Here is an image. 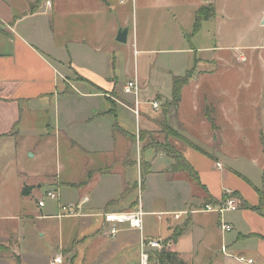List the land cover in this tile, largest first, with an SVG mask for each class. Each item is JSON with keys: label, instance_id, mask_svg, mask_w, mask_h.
<instances>
[{"label": "rangeland", "instance_id": "obj_1", "mask_svg": "<svg viewBox=\"0 0 264 264\" xmlns=\"http://www.w3.org/2000/svg\"><path fill=\"white\" fill-rule=\"evenodd\" d=\"M36 1L40 2L37 12L45 8L50 0H0V19L4 28L11 16L15 19L24 17ZM107 1L112 13L107 15L108 31L103 41L106 45L103 52H107L105 56L109 58V74L117 78L119 85L132 80L137 74L144 92L142 80L153 72L162 88L151 99L160 101L162 109L159 112L150 111L145 123L142 122L144 130H136L134 137L128 136L134 149V161L129 156L124 162L130 165L136 163L141 168V176L132 186L135 192L133 209L142 201L146 211L145 203L149 198L147 190L144 192V174L149 173L150 165L142 159V152L151 149L152 154L169 158L178 152L184 157L168 141H162L160 135L174 138L175 133L184 134L202 154L212 156V153L214 165L208 162L211 160L200 157L195 160L198 164L195 170L209 175L213 186L216 183L211 171L217 169L215 164L219 161L220 168L225 171L242 174L241 177L231 176L228 186L234 187L241 180L248 188L251 187L245 177L260 189L264 174V0ZM45 12L29 19L24 25L34 28L40 41L50 40L47 28L49 12ZM197 13L209 19L201 23L198 32H194ZM120 30H128L126 43L116 41ZM187 74L192 78L183 88L179 114L184 126L170 107L172 100L168 93L172 90V78H182ZM65 76L71 85L78 82L73 72L66 71ZM121 86H118L117 92L123 89ZM111 97L107 96V99L112 101ZM196 106L199 107L200 117ZM31 119V128L27 131L21 129L19 135L10 133L0 140V264H52L56 257H62L63 264H139V257L133 253V248L125 253L129 260L125 263L120 256H116L114 245L105 251L112 244V239L101 234L93 240L84 239L97 226L99 218L91 219L93 223L89 231L84 229V219L42 221L37 218L40 215L37 208L39 199L46 203L47 212L50 210L57 215L54 200L46 194L59 191L60 180L64 182L77 178L75 181H78L81 178L83 181V172L88 169L85 165L82 169L80 156L75 153L81 152L74 148L81 144L79 137L67 132L62 136H49L46 130L48 123L40 118ZM124 123L126 129L134 131L133 121ZM115 168H122L121 162ZM128 175L137 179L136 169L129 168ZM194 178L196 176L190 181L193 182ZM41 179L40 189L37 188L31 195L22 194L25 187L37 184ZM71 187L78 188L76 185ZM74 191L83 195V186ZM120 201H110L108 205H112L104 211L114 210L111 207ZM66 203L63 199L62 204ZM191 206H195V202ZM144 222L147 232L158 234L163 230L154 217H146ZM186 225L178 224L167 238L159 237L165 243L161 252L172 251V237L180 236ZM74 242L75 245L68 250L62 249V246L67 248ZM168 243L170 246H167ZM204 246L202 244L198 249L199 260L208 262L213 251L204 249ZM241 256L244 260L240 264H247L249 255L244 252L239 258ZM149 264L158 263L154 260Z\"/></svg>", "mask_w": 264, "mask_h": 264}, {"label": "crops", "instance_id": "obj_2", "mask_svg": "<svg viewBox=\"0 0 264 264\" xmlns=\"http://www.w3.org/2000/svg\"><path fill=\"white\" fill-rule=\"evenodd\" d=\"M50 2V6L46 3L44 9L41 8L36 12L38 9L36 8L33 12L25 13L22 18L15 19L11 16L6 28L0 19L2 25L0 26L2 29V32L0 31V140L8 137L10 133L15 132L19 135L21 129L27 131L31 128L29 125L32 122L31 118H40L48 123L46 130L49 136H62L67 132L79 137L81 144L74 148L81 151L75 153L80 156L82 169L84 165L88 169L83 172L84 180L82 181L81 178L78 181H75L77 178L64 182L60 180L58 182L60 190L55 192L58 200L52 201L56 204L57 215L50 210L47 212L45 203L44 208H39L37 205L40 212L37 218L42 221L46 219L61 221L64 218L84 219L86 224L84 229L88 231L91 230L89 228L93 223L91 219L99 218L97 226L88 232L89 235L84 239L93 240L97 234L110 238L108 226L103 222L101 215L106 212L133 210L135 192L132 186L140 178L141 168L136 163L130 165L124 162L129 156L131 161H134L132 157L134 149L130 145L128 136L134 137L137 134L136 130L143 129V123L152 110L145 105L142 106L141 118L137 122L133 114L135 101L132 96L125 95L123 89L117 92L118 86L122 85L123 88L130 80L119 85L117 78L112 77L108 72L109 58L105 56L107 52H103L106 46L103 41L108 31L107 15L111 16L112 13L108 1L50 0ZM46 10L49 12L47 28L50 32V40L48 38L40 41L37 31L24 25L29 19L45 14ZM66 71L73 72L77 76L76 85H71L66 79ZM134 76L140 80L137 74ZM142 83L144 92L141 91L140 100L144 103H148L162 90L153 72L148 73ZM67 84L70 86L68 87ZM107 96H112V101L108 100ZM143 96L146 98L143 99ZM168 96H171V89ZM194 98L196 99V96ZM182 104L183 100L175 110L180 122ZM196 111L198 115V106ZM127 120L135 123L134 133L126 129L124 121ZM181 123L185 126L183 122ZM202 123L205 125V122ZM160 137L162 141H168L184 155L197 178L192 182L190 181L192 178L186 173L172 170L175 163L172 158L152 154L151 149L142 152V159L150 165L149 173L144 172L146 177L144 192L147 190L146 192L149 193L145 203L147 214L145 218L154 217L163 229L161 233L153 234L151 231H145L144 225V237L167 238L175 226L183 223L187 224L186 228L174 242L171 251L176 253L179 261L185 264H240L239 255L245 252L249 255L248 260H252V264H264V174L260 189L245 177L243 178L251 187L248 188L241 180L237 181L234 187L228 186L231 176L241 177L242 174L234 171L235 175L230 170L225 171L223 167H218L220 162L217 161L215 164L217 169L211 171L212 179L216 183L213 186L209 175H202L201 171L198 173L195 170L198 167L195 160L198 161L200 157L211 160L214 158L212 153L209 157L196 149H191L181 140L163 135ZM212 137L214 139V136ZM186 140L191 142L187 137ZM125 142L127 144H124ZM120 162L122 168L116 169L115 165ZM208 162L214 165L212 160ZM129 168L136 169L137 179L134 180L128 175ZM40 181L43 180L30 185L33 187L30 195L37 188L40 189ZM75 185L78 188L71 187ZM81 185L83 195L74 191ZM232 194H235L233 198L238 204L236 211L220 216L201 210L206 205L219 206ZM84 198H87V201L82 204L80 215L58 217L63 199L67 202L65 205L68 203L76 205L82 203ZM114 199L121 201L111 207L114 210L104 211L106 207L112 205L108 203ZM209 199L213 201L212 204L207 203ZM192 202H195V206H191ZM167 212L186 214L180 220H174L171 215L164 216L161 221L157 219L156 213ZM221 222L229 224L232 230L224 234L220 230ZM110 239L113 242L107 246L106 252L114 245L116 256H120L121 261L125 263L129 261L125 253L130 252L131 248L139 257L138 231L122 226L118 235ZM202 244L205 245L204 249L213 251L208 262L199 260L198 249ZM73 245L75 242L67 248L62 246V249L68 250Z\"/></svg>", "mask_w": 264, "mask_h": 264}, {"label": "built area", "instance_id": "obj_3", "mask_svg": "<svg viewBox=\"0 0 264 264\" xmlns=\"http://www.w3.org/2000/svg\"><path fill=\"white\" fill-rule=\"evenodd\" d=\"M50 1H47V5L50 6ZM123 93L125 95L132 96L134 99V108H133V114L136 116L137 122L141 118V108L142 106H147L152 110L153 112H159L161 110V102L157 100H149L148 103H144L140 100V94H141V86L139 85L138 79L134 77L132 80L128 81L123 86ZM220 167V164L218 165ZM48 198L51 200H58V195L55 194V192H48L46 194ZM84 201L82 203L76 204V205H60V213L58 215L59 218L61 217H76V215H80L81 207L84 202L87 201V198L83 199ZM39 208H44L45 203L43 200H40L38 202ZM238 209V204L236 203L235 199L231 196H228L227 199L219 204V206L214 205H206L201 210L206 213H216L220 216H223L227 212H234ZM185 212L182 213H156L157 219L161 221L164 216L171 215L173 216L174 220H180L183 215H185ZM146 212L144 210V207L142 206V202L139 201V203L136 205V208L130 211H124V212H106L101 215L103 218V222L105 225L108 226V235L110 238H115L118 233L120 232V229L122 226H127V228L138 231L139 233V247H138V253H139V264H149L150 263V257L151 253L153 252H161L164 249V240L161 238H152L147 239L144 237V218L146 216ZM220 230L227 234L232 230V227L229 224H226L225 222H221ZM167 246H170V243L167 244ZM239 262H243V258L238 259ZM63 258L62 257H56L54 258L52 264H62ZM252 260H247V264H252Z\"/></svg>", "mask_w": 264, "mask_h": 264}, {"label": "trees", "instance_id": "obj_4", "mask_svg": "<svg viewBox=\"0 0 264 264\" xmlns=\"http://www.w3.org/2000/svg\"><path fill=\"white\" fill-rule=\"evenodd\" d=\"M41 1V0H40ZM40 5V2L38 1L35 5H32L30 7V11L33 12L36 8H38V6ZM202 11V10H201ZM200 11V12H201ZM199 13V12H198ZM198 13L195 16V21H194V32H198L200 30L201 27V23L204 21H207V19H209V17L207 16V18L205 17H200L198 15ZM0 31L2 32V29H0ZM192 78V75L187 74L184 77H173L171 80V85H172V90H171V100L172 103L170 104V107L173 108L174 110H177L179 107L181 100V95H182V91L183 88L187 86V84L190 82ZM173 137L176 138L177 140H181L182 142H184L186 145H188L191 148H195L196 150L200 151V149L196 146L191 144L190 142H188V140H186L182 135H178V134H173ZM173 159V161L175 162L174 165L172 166V170L176 171V172H184L186 173L188 176H190V178H193L194 176L197 175L194 172L192 166L190 165V163L188 162V160H186L182 155L178 154V152L174 153V155H172L171 157ZM264 173V171H263ZM145 175V174H144ZM89 178V174L87 175V181ZM195 179V178H194ZM33 189V187H25V189L22 191L23 195H30L31 190ZM232 198L235 197V194L230 195ZM208 204H212L213 201H211L210 199L207 201ZM244 205H246L247 207H249L248 204L244 203ZM179 235L173 236V242H176L177 239L179 238ZM155 256V257H154ZM154 257V258H153ZM157 258V259H155ZM157 261L158 264H185L182 261H179L177 259L176 253L174 252H158V253H153L151 258H150V262L152 261Z\"/></svg>", "mask_w": 264, "mask_h": 264}, {"label": "water", "instance_id": "obj_5", "mask_svg": "<svg viewBox=\"0 0 264 264\" xmlns=\"http://www.w3.org/2000/svg\"><path fill=\"white\" fill-rule=\"evenodd\" d=\"M127 35H128V30H120L116 36V41H119L121 43H126Z\"/></svg>", "mask_w": 264, "mask_h": 264}]
</instances>
